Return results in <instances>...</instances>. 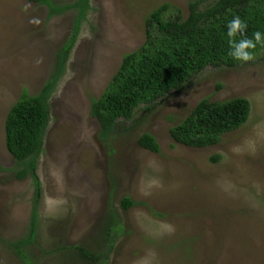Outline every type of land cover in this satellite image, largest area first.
<instances>
[{"label":"rangeland","instance_id":"374dc122","mask_svg":"<svg viewBox=\"0 0 264 264\" xmlns=\"http://www.w3.org/2000/svg\"><path fill=\"white\" fill-rule=\"evenodd\" d=\"M189 1L88 0L48 98L37 225L24 250L30 264H93L97 254L100 264H264V48L235 66L208 65L141 103L106 141L90 114L123 54L144 41L146 16L162 3L185 16ZM74 17L72 9L49 15L45 4L0 0V264H23L13 243L28 233L34 193L32 178L15 174L5 117L22 90L36 94L51 77ZM234 97L249 101L248 117L218 142L192 147L170 136L200 99ZM144 132L158 152L138 143Z\"/></svg>","mask_w":264,"mask_h":264},{"label":"trees","instance_id":"16d2710c","mask_svg":"<svg viewBox=\"0 0 264 264\" xmlns=\"http://www.w3.org/2000/svg\"><path fill=\"white\" fill-rule=\"evenodd\" d=\"M30 1L47 5L49 15L72 9L75 17L69 36L57 52L51 77L36 94L22 90L4 121L5 146L16 163L15 174L19 178L29 175L34 184L28 233L13 243L23 264H30L24 250L34 239L37 225L39 181L35 170L43 147L48 98L89 8L88 0H74L64 5H54L51 0ZM237 15L248 25L245 37L251 39L254 32H261L262 43L249 50L253 57L264 48V0H190L185 16L179 8L168 3L154 8L145 18L144 41L135 50L123 54L104 91L90 101V114L99 123V138L106 141L119 117L131 118L141 103H152L168 91L179 88L204 67H231L247 62L235 60L230 55L226 24ZM232 39L241 37L237 34ZM249 109L250 103L244 97L224 101L202 98L188 115L169 128V133L176 142L187 146L211 145L218 142L223 133L241 126ZM138 143L150 151H159L157 141L148 132L139 136ZM132 203L128 198L121 202L123 207ZM114 227L118 232L122 229L117 222ZM111 245L112 238L108 237V248ZM74 249L85 253L82 247ZM92 256L93 264L103 261V254Z\"/></svg>","mask_w":264,"mask_h":264},{"label":"clouds","instance_id":"9594fccd","mask_svg":"<svg viewBox=\"0 0 264 264\" xmlns=\"http://www.w3.org/2000/svg\"><path fill=\"white\" fill-rule=\"evenodd\" d=\"M248 25L237 15L226 24L227 36L229 37L230 55L235 60L248 61L252 58L250 49H254L257 44L262 43L261 32L256 31L252 38L245 37V30ZM239 34L241 39L233 40L232 38Z\"/></svg>","mask_w":264,"mask_h":264}]
</instances>
